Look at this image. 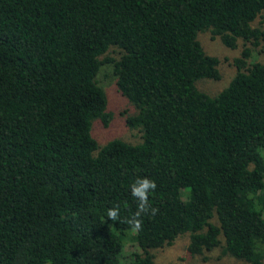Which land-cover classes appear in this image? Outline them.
Masks as SVG:
<instances>
[{
    "label": "trees",
    "instance_id": "trees-1",
    "mask_svg": "<svg viewBox=\"0 0 264 264\" xmlns=\"http://www.w3.org/2000/svg\"><path fill=\"white\" fill-rule=\"evenodd\" d=\"M258 17L264 0H0V264H155L152 250L185 233L191 256L220 247L264 264ZM204 31L242 41L214 96L196 86L220 79ZM104 66L136 109L126 124L139 143L92 135L93 120L111 119ZM143 177L158 211L136 231L131 185ZM127 241L139 252L125 254Z\"/></svg>",
    "mask_w": 264,
    "mask_h": 264
},
{
    "label": "rangeland",
    "instance_id": "rangeland-1",
    "mask_svg": "<svg viewBox=\"0 0 264 264\" xmlns=\"http://www.w3.org/2000/svg\"><path fill=\"white\" fill-rule=\"evenodd\" d=\"M261 21V18L258 17L253 25L260 26L264 30V21ZM198 40L207 54L216 56L219 59L217 67L220 72V79L201 78L196 81L199 90L214 96L226 87L235 75L236 68L232 62L233 58L240 55L242 41L238 40L236 49H230L224 46L218 37H213L209 31L199 33ZM247 45L251 46L250 44ZM251 50L249 62L259 61L264 63V41H261L256 47H251ZM97 78L106 93V111L111 114V119L107 126L103 125L98 118L93 120L91 126L93 137L100 145L115 138L133 144L139 143L141 132L138 129H130L126 124L127 116L134 115L136 109L117 89L110 66H104ZM188 242L189 234L185 233L178 236L171 244L153 249L155 264H242L240 260L229 255H222L220 247L201 255L191 256L187 251ZM136 251L139 252L137 245L127 241L124 247L125 254Z\"/></svg>",
    "mask_w": 264,
    "mask_h": 264
},
{
    "label": "clouds",
    "instance_id": "clouds-1",
    "mask_svg": "<svg viewBox=\"0 0 264 264\" xmlns=\"http://www.w3.org/2000/svg\"><path fill=\"white\" fill-rule=\"evenodd\" d=\"M157 185L155 181L143 177L138 178L131 185V194L137 201V210L134 215L127 220V223L132 226L133 230L139 231L142 229L143 222L141 217L146 214L154 215L156 211L149 204V194L155 191ZM107 218L111 221H117L119 219V206H114L107 210Z\"/></svg>",
    "mask_w": 264,
    "mask_h": 264
}]
</instances>
